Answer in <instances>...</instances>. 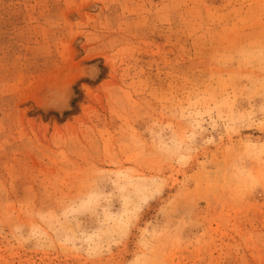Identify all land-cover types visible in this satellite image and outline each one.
Returning <instances> with one entry per match:
<instances>
[{
  "label": "rangeland",
  "instance_id": "obj_1",
  "mask_svg": "<svg viewBox=\"0 0 264 264\" xmlns=\"http://www.w3.org/2000/svg\"><path fill=\"white\" fill-rule=\"evenodd\" d=\"M0 264H264V0H0Z\"/></svg>",
  "mask_w": 264,
  "mask_h": 264
}]
</instances>
